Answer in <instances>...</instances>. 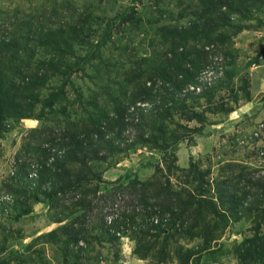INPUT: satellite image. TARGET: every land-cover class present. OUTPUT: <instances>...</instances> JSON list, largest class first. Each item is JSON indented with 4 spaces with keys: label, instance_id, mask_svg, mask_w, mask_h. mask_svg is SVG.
Returning a JSON list of instances; mask_svg holds the SVG:
<instances>
[{
    "label": "rangeland",
    "instance_id": "374dc122",
    "mask_svg": "<svg viewBox=\"0 0 264 264\" xmlns=\"http://www.w3.org/2000/svg\"><path fill=\"white\" fill-rule=\"evenodd\" d=\"M200 19L209 25L199 23L201 32L217 31L211 40L201 35L188 41V49L198 48L188 65L193 81L175 100L167 83L147 81L159 105L147 106L144 119L162 108L163 132L141 130L145 120L131 107L114 141L123 152L104 161L83 170L72 162L57 168L50 141L26 153L28 138L37 139L31 136L35 128L58 133L65 122L98 110L112 115L114 100L128 108L138 66L158 64L157 56L165 60L169 43L163 33ZM82 21V31H75ZM0 55V264H180V245L195 250L192 264H249L240 248L255 235V213L214 229L209 242L178 232L165 259L136 254L134 233L108 226L121 211L110 206L120 200L121 186L170 181L175 190L194 188L174 165L188 170L194 164L212 188L218 178L231 176L244 184L240 196L244 190L263 193L264 0H0ZM150 218L137 216V229ZM212 220L219 221L207 215ZM74 228L86 230L81 236L87 241L71 242ZM106 230L114 240L104 237ZM79 247L78 261L74 254L66 258Z\"/></svg>",
    "mask_w": 264,
    "mask_h": 264
},
{
    "label": "trees",
    "instance_id": "16d2710c",
    "mask_svg": "<svg viewBox=\"0 0 264 264\" xmlns=\"http://www.w3.org/2000/svg\"><path fill=\"white\" fill-rule=\"evenodd\" d=\"M245 6L246 2H243L240 8ZM217 19L220 20L218 15ZM202 22L203 20L200 19L198 23L187 29H183L182 27H175V29H173L172 26L168 28L167 32L163 33L165 39L163 43H169V48L164 52L165 60H163V57L157 56L159 61L158 64L150 62L146 70L140 65L138 66L135 71L136 81L138 80L135 86L136 91L133 96L132 94L128 95V98L132 97L129 101L130 105L128 108L124 105V102L118 104L119 102L114 100L115 109L112 115L107 112L101 113V111L98 110L94 114H90L89 118L83 116L77 120L65 122L63 129H60L58 133H55L54 129L35 128L31 131V136L32 138H37L34 140L40 143H37L35 146L33 145L34 140L28 138V143L25 145V148L28 150L26 153L30 154L33 149L32 147L42 149L43 145L50 141V151L55 150L53 153L58 155L59 162L55 164L57 168L62 169V167H65V163L72 162L78 169L83 170V167H86L87 163L91 161H104L108 158V155L114 152H123V149L119 150V147L115 145L114 141L116 138L121 137L122 131L125 129L124 121L130 108L134 107L135 115L144 119V110L147 106L153 105L154 108L159 105V103L154 100L156 99L154 88L147 87V83L150 81L154 84L157 82L162 83V81L167 83V85L172 88L168 90L169 92L172 91L170 97L175 100V95L183 88V85L193 81L194 76H191L193 73L188 68V65L191 61L192 54H194L198 48L197 46L191 45L192 47L188 49V41L192 40L193 43H196L201 35L211 40L213 39V32L217 31L216 28H213L210 30L211 32H201L199 23L205 27L209 26ZM84 25L85 22L82 21L79 25L75 26V31L81 32ZM192 35L193 39L184 40L185 37ZM181 37H183V41ZM217 39H219V37L215 38V40ZM102 45H105V40L97 43L95 48L101 50L100 48ZM10 48L11 45L9 44L7 49L11 50L12 48ZM15 53L20 54L21 52L18 50L15 51ZM181 75L186 76V79L182 80V78H180ZM142 77H144V79L141 82L140 79H142ZM208 81L209 80H207V82ZM12 86L15 90L16 84L13 85L12 79H10L8 87L12 89ZM126 95L127 92L124 91L123 98H125ZM137 104L139 105L137 106ZM142 104L146 105L142 106ZM161 110H157L155 112L156 114L152 116L153 119L151 118L150 121L144 119L145 121L140 125L141 130L148 126L154 130H158L160 133L161 131L163 132L161 125L158 124H161L162 121L164 122L166 116H163V111ZM2 114L3 111H0V121H2L1 118L4 117V114ZM22 116L21 112V114L15 117ZM43 152L48 153L46 150ZM170 168H172V166ZM46 170L52 174L50 169L46 168ZM173 170L185 174V176L188 177L186 185H189L190 180L194 188L191 189L187 187L186 189L175 190L170 181L165 185L160 183L151 184L135 182L132 183V186H128L130 189L122 188L121 186L118 188V190L123 189V191L119 192L120 200H116L110 205L112 208L115 207V210L121 211L118 212L116 218L109 220L112 226H108V229L111 230L114 228V232L121 231L122 229L126 231L131 230L137 242L136 254L144 255L146 259L149 256L154 258L162 257V259H165L168 257L167 249L177 234L183 233V235L190 236L192 239L203 237L209 242L212 237L211 232L214 229L223 225L224 227L229 225L231 221H234L233 219L238 221L241 217L253 215V213H255V235L243 244L244 246L241 247L240 250L242 249V256H244L247 263L251 264V262H258L259 264H264V233H260L264 226V188L261 187V191H263L261 195L244 190L240 196L238 192L239 187H243L244 185L240 177H220L215 181V186L212 188V185L205 180L208 174L201 172L194 164H192L188 170L181 169L174 165ZM59 175V173H56L52 176ZM73 186L81 188V186L79 187L78 185ZM59 189L64 190V188ZM149 189L151 190L150 193L152 196L148 195ZM53 193L54 197H56V193L54 191ZM250 200H253L252 203H250ZM135 202L137 204H134ZM105 204L108 205V203ZM107 205L103 210L107 209ZM143 215H149L152 219L150 218L147 222H144L142 229L138 230L135 226L137 224L135 219L137 216ZM207 215L216 216L219 221L212 220L208 222ZM86 216L87 214L83 215V217ZM98 216H102L103 219L106 220L105 213H102V215L98 214ZM84 222L81 223L82 226ZM212 223L215 224L212 225ZM68 231L69 230L66 232ZM85 231L84 229L74 228L71 242L77 245L81 240L87 241L86 237L84 238V236H81ZM108 232L107 230L105 233L103 232L104 237L111 236V240H114L115 236L112 237L113 234L111 235ZM55 234L56 232L53 231L48 235L54 236ZM82 249L83 248L79 247L76 252L67 251L66 258L69 259V257L74 256L78 261L81 258L79 253ZM194 251L195 250L191 249L185 250L184 247L180 245V247L175 250L180 264H192L191 257L196 255Z\"/></svg>",
    "mask_w": 264,
    "mask_h": 264
}]
</instances>
